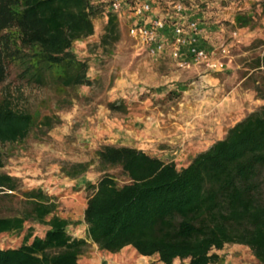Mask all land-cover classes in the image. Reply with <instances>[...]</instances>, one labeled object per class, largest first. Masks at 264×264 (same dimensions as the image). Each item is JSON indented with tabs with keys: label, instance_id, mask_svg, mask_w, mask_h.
<instances>
[{
	"label": "trees",
	"instance_id": "16d2710c",
	"mask_svg": "<svg viewBox=\"0 0 264 264\" xmlns=\"http://www.w3.org/2000/svg\"><path fill=\"white\" fill-rule=\"evenodd\" d=\"M108 4L0 0V169L3 145L25 141L36 127L59 123L54 115L21 106L23 87L63 95L92 85L88 63L76 57L73 46L93 35L100 16L106 17L100 45L118 41V15ZM257 5L264 17V1ZM258 25L250 14L234 16L238 29ZM254 91L264 101V78ZM108 107L120 109L113 103ZM92 166L100 178L85 187L91 192L83 212L85 239L68 233L72 222L57 215L51 196L41 188L21 191L19 179L0 170V201L20 194L25 205L20 216H0V235L20 234L26 222L47 227L42 237L28 227L20 246L0 249V264H78L91 244L111 254L129 247L162 264H223L216 252L241 245L264 264V105L185 167L130 146L104 145L94 160L61 171L78 178Z\"/></svg>",
	"mask_w": 264,
	"mask_h": 264
},
{
	"label": "rangeland",
	"instance_id": "374dc122",
	"mask_svg": "<svg viewBox=\"0 0 264 264\" xmlns=\"http://www.w3.org/2000/svg\"><path fill=\"white\" fill-rule=\"evenodd\" d=\"M102 1L107 8L109 0ZM261 1L264 0H150L151 16L168 19L172 15L169 22L180 19L172 12L175 4H181L182 20L197 22L199 30L207 34L199 43L209 52L226 49L225 67L218 72L193 63L180 68L168 52L150 56L128 35L134 20L126 7L118 14V41L102 47L100 39L106 17L96 18L93 35L73 46L76 57L88 63L87 76L92 85L63 95L47 88L23 87L20 105L30 111L38 110L42 115H54L59 123L50 129L36 127L25 141L3 145L4 166L0 170L18 178L21 191L41 188L58 204L57 215L72 222L67 227L68 233L86 238L83 212L91 192L85 187L87 182L95 184L100 173L92 166L80 177L69 178L61 168L92 161L101 146L118 145L122 134H129L115 125L112 128L110 122L122 125L123 120L147 122L153 115L162 117L160 112L175 113L178 102L192 98L203 102L195 112L209 117L219 126V132L223 123V130L227 132L230 126L264 105V101L256 99L254 91L264 78V17L257 5ZM237 13L252 15L258 27L236 28ZM110 103L120 109L111 111ZM188 159L163 157L179 168ZM116 174L118 182L123 183V177ZM24 208L22 197L16 194L12 201H0V216H20ZM28 227L40 237L47 229L34 222H26L25 230ZM25 230L20 234L0 235V249L20 246ZM95 253L90 245L85 257L89 259ZM216 253L223 258V264H259L250 250L241 245L226 246ZM147 262L141 263L157 264L158 260Z\"/></svg>",
	"mask_w": 264,
	"mask_h": 264
},
{
	"label": "crops",
	"instance_id": "0c3cea01",
	"mask_svg": "<svg viewBox=\"0 0 264 264\" xmlns=\"http://www.w3.org/2000/svg\"><path fill=\"white\" fill-rule=\"evenodd\" d=\"M202 31L203 32L199 30L196 36L199 42L207 37L206 32L204 30ZM199 45L204 47L203 43H199ZM166 52L170 55L168 50ZM183 56H185V52ZM194 100L192 98H185L181 102H178L179 108H177L175 113L166 114L160 112L162 117L157 118L153 115L154 117H149L150 120L147 122L140 120L141 122H132L134 123L132 124L128 123L129 121L123 120V123L125 122L123 125L120 123L115 124L114 121L110 122L112 128L115 125L118 128L120 127L124 133H129L122 134V139L120 143L118 142V145L130 146L142 150L146 154L158 157L162 160L164 156L182 159L189 157L188 161L181 166L185 167L193 157L207 150L212 144L216 141L222 140L226 135V130H223V123H220V121L217 120L221 125V132H219V126H216L215 122L209 117L204 118L202 113L199 114L194 111V109L201 107L203 103L195 102ZM200 115L201 117L196 118ZM136 119L137 118H134L133 121H137ZM141 123H143L142 126ZM198 125L201 127L198 128ZM231 127L232 126L229 128ZM216 130L218 131L216 132ZM113 143H115V141H113ZM166 161L170 162L171 160ZM85 206L86 203L84 209ZM73 237L82 238L78 236ZM91 246L97 251V253L89 259H87L88 257H85V255L81 256L78 260V264H135V262L136 264L137 262H139L138 264H142V261L148 263L147 261L149 260H158L156 256H140L133 249L130 250L129 247L124 248L119 253L111 254L99 251L94 244H91ZM157 264L162 263L158 261Z\"/></svg>",
	"mask_w": 264,
	"mask_h": 264
},
{
	"label": "built area",
	"instance_id": "2783aa9c",
	"mask_svg": "<svg viewBox=\"0 0 264 264\" xmlns=\"http://www.w3.org/2000/svg\"><path fill=\"white\" fill-rule=\"evenodd\" d=\"M127 4V5H126ZM125 7L134 23L128 29V35L144 47L150 56H159L167 50L180 68H187L190 63L204 65L210 71H222L225 67L226 49L218 53L209 52L199 45L196 37L199 28L195 21L184 22L181 18L183 6L175 4L172 14L179 20L161 19L151 16L150 0H109L110 11L120 14ZM185 52V56L184 55Z\"/></svg>",
	"mask_w": 264,
	"mask_h": 264
}]
</instances>
